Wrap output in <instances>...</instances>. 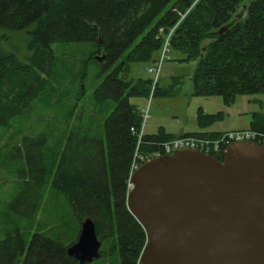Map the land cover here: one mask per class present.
I'll use <instances>...</instances> for the list:
<instances>
[{
    "label": "trees",
    "instance_id": "obj_1",
    "mask_svg": "<svg viewBox=\"0 0 264 264\" xmlns=\"http://www.w3.org/2000/svg\"><path fill=\"white\" fill-rule=\"evenodd\" d=\"M172 28L169 50L196 61L194 96L230 105L238 95L264 94V0H0V126L46 90L57 44L90 46L83 72L94 70L99 83L90 102L103 113L98 129L69 130L58 154H46L59 139L54 134L21 138L12 158L23 162L17 175L24 184L9 203L13 214L32 220L50 183L78 223L90 219L100 241L116 240L120 264H136L146 235L126 208V194L143 118L130 99L148 98L152 79L132 77L131 66L155 63L159 30ZM159 82L152 94L167 95ZM199 112L202 129L222 118ZM248 130L264 136V113L252 115ZM177 137L163 129L143 135L140 151L156 152ZM67 247L39 233L26 245L8 234L0 239V264H78Z\"/></svg>",
    "mask_w": 264,
    "mask_h": 264
},
{
    "label": "water",
    "instance_id": "obj_2",
    "mask_svg": "<svg viewBox=\"0 0 264 264\" xmlns=\"http://www.w3.org/2000/svg\"><path fill=\"white\" fill-rule=\"evenodd\" d=\"M221 159L197 150L156 156L130 172L126 208L146 235L140 264H264V144H229ZM84 219L66 254L101 257Z\"/></svg>",
    "mask_w": 264,
    "mask_h": 264
},
{
    "label": "rangeland",
    "instance_id": "obj_3",
    "mask_svg": "<svg viewBox=\"0 0 264 264\" xmlns=\"http://www.w3.org/2000/svg\"><path fill=\"white\" fill-rule=\"evenodd\" d=\"M52 48L56 63L46 90L30 102L24 112L12 118L8 125L0 126V239L8 234H19L25 245L32 234L39 233L69 246L77 238L80 223L73 217L69 204L50 187V183L32 220L20 218L10 211L9 203L24 184L17 175V171L23 168V162L12 158L21 138L54 134L59 139L57 143L48 145L46 154H58L62 137L69 130L89 126L98 129V122L103 119V113L90 102L93 86L99 81L95 79L92 68L83 72L90 46L57 44ZM169 56L170 60L164 63L159 79V90L169 93L153 95L151 91L148 98L130 99L142 118L146 115L145 120L143 118V135H155L160 129L175 137L197 132L220 134L246 131L252 115L264 113V94L238 95L230 105H226L218 96H194L191 78L196 61H183V56L172 50ZM149 65H132L131 76L150 78L146 72ZM83 75H86L85 81L81 80ZM80 88L83 95L79 94ZM199 111L205 115L221 113L222 118L202 129ZM101 242V257L91 264H120L113 251L116 240Z\"/></svg>",
    "mask_w": 264,
    "mask_h": 264
},
{
    "label": "built area",
    "instance_id": "obj_4",
    "mask_svg": "<svg viewBox=\"0 0 264 264\" xmlns=\"http://www.w3.org/2000/svg\"><path fill=\"white\" fill-rule=\"evenodd\" d=\"M174 28H172L166 35H163V30H159L158 37H162V46L160 57L156 60L155 63L148 66L146 72L149 77L152 79V88L153 92L159 79L162 71V67L166 61L170 60L169 56V39L173 32ZM144 120L146 115L143 117ZM143 125L141 129L136 133L137 135V144L134 152L132 164H131V172L137 168L138 165L145 162L146 160L164 155V154H172L173 152L180 150H197L203 154L210 156H222L225 151V148L235 142H254L259 145L264 144V136L250 131H237V132H224L218 134L215 138L210 137H196V136H181L174 138L172 140L163 142L159 144L158 150L156 152H152L150 154H144L140 151V145L142 144L143 137ZM133 131V129H132ZM162 153V154H161ZM136 264H140L139 260H137Z\"/></svg>",
    "mask_w": 264,
    "mask_h": 264
},
{
    "label": "crops",
    "instance_id": "obj_5",
    "mask_svg": "<svg viewBox=\"0 0 264 264\" xmlns=\"http://www.w3.org/2000/svg\"><path fill=\"white\" fill-rule=\"evenodd\" d=\"M183 135H187V134H180L179 136H183ZM179 136H178V137H179Z\"/></svg>",
    "mask_w": 264,
    "mask_h": 264
},
{
    "label": "flooded vegetation",
    "instance_id": "obj_6",
    "mask_svg": "<svg viewBox=\"0 0 264 264\" xmlns=\"http://www.w3.org/2000/svg\"><path fill=\"white\" fill-rule=\"evenodd\" d=\"M220 157V159L222 158L221 156H219Z\"/></svg>",
    "mask_w": 264,
    "mask_h": 264
}]
</instances>
